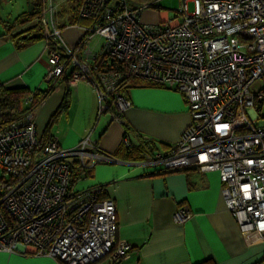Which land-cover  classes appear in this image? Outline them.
<instances>
[{
	"label": "built area",
	"instance_id": "2783aa9c",
	"mask_svg": "<svg viewBox=\"0 0 264 264\" xmlns=\"http://www.w3.org/2000/svg\"><path fill=\"white\" fill-rule=\"evenodd\" d=\"M159 1L80 0L76 17L89 24L79 53L61 36L57 3L40 0L45 89L68 68V85L86 81L99 113L112 107L120 114L130 107L120 90L130 79L181 93L190 125L167 152L149 154L147 166L217 172L243 235L254 232L264 242V125L256 124L264 101V0H180L176 17L144 23L142 14ZM94 35L104 39L98 52L89 48ZM110 119L122 122L113 113ZM89 147V136L68 151L53 137L42 142L32 111L0 130V252L61 264L129 257L131 245L116 238L113 201L100 199L99 189L70 187L68 162H83ZM190 216L178 210L174 220L182 224Z\"/></svg>",
	"mask_w": 264,
	"mask_h": 264
},
{
	"label": "crops",
	"instance_id": "0c3cea01",
	"mask_svg": "<svg viewBox=\"0 0 264 264\" xmlns=\"http://www.w3.org/2000/svg\"><path fill=\"white\" fill-rule=\"evenodd\" d=\"M65 1L54 0L61 5L55 18L65 43L76 49L83 36L80 26H87L89 20L76 17L80 0H74L72 11L62 7ZM142 17H147L144 23L158 22L153 11L144 12ZM12 21L0 18V87L44 90L48 57L45 42L37 39L19 47L23 43L17 42L14 35L28 25L8 30L7 24ZM67 88L69 108L53 124L49 135L67 151L76 149L89 136L92 147L87 148L83 162L92 167L91 176L78 181L74 190L99 189L103 199L113 201L116 238L131 245L129 257L116 264H264V242L257 233L243 235L225 205L217 172H154L146 164L149 154L142 161L113 156L122 144L127 145L124 139L131 146L152 141L153 152H167L175 145L191 122L181 93L132 79L121 89L130 107L122 113L120 122L111 120L106 111L99 113L97 95L86 81L69 86L59 80L40 106L32 110L42 142ZM178 210H189L191 214L182 224L174 220ZM0 264L61 263L33 253L0 252ZM93 264L109 263L100 259Z\"/></svg>",
	"mask_w": 264,
	"mask_h": 264
},
{
	"label": "trees",
	"instance_id": "16d2710c",
	"mask_svg": "<svg viewBox=\"0 0 264 264\" xmlns=\"http://www.w3.org/2000/svg\"><path fill=\"white\" fill-rule=\"evenodd\" d=\"M40 14V0H36L33 5L31 11L27 13L20 14L17 18H15L11 24H7V29L12 30L15 27H20L23 25H28L24 30L15 34V40L17 42H22L23 46L37 39H43L42 29L38 23L34 25H29V23L33 22L35 19H38ZM77 50L81 51L82 45L79 43L77 45ZM68 68L63 73L60 80L64 81L66 84L69 79ZM132 79L126 81L122 84L121 89L126 87V85ZM55 86V85H54ZM54 86L48 87L44 90H37L30 92L26 89H15V90H7L3 87H0V130L10 123L19 120L22 118L27 112H30L37 107L47 98V96L52 92ZM154 86V85H153ZM120 89V90H121ZM31 96L30 101L26 102V99ZM70 105V91L67 88L65 91L63 100L54 114L51 116L47 127L45 129V135L43 142H46L51 138L49 135L50 129L56 120L65 113ZM108 113H113L116 118L122 119V114L116 113L112 107L107 109ZM125 125V123H124ZM126 134V132H125ZM154 145L152 141L144 140L139 146H131L129 143L127 145H121L119 149L113 154L115 157H120L124 159H131L135 161H142L145 158L146 154H151L154 151ZM122 156V157H121ZM69 170H70V187L74 188L78 181L87 179L91 176L92 167H88L78 159H72L68 162ZM101 192V190H100ZM98 194L100 199L101 194Z\"/></svg>",
	"mask_w": 264,
	"mask_h": 264
},
{
	"label": "rangeland",
	"instance_id": "374dc122",
	"mask_svg": "<svg viewBox=\"0 0 264 264\" xmlns=\"http://www.w3.org/2000/svg\"><path fill=\"white\" fill-rule=\"evenodd\" d=\"M36 0H0V18L5 21H12L17 18L20 14L27 13L31 11ZM57 2V0H55ZM61 5H58V9ZM180 6V0H160L158 2V8L153 12H156L159 19L169 18L172 19L176 17V10ZM66 11H72L74 8V0H67L62 5ZM152 11V10H150ZM65 20V19H64ZM141 20H147V17H141ZM34 22L29 23V25H34ZM82 29L85 26H80ZM90 44L89 48L92 51L98 52L101 46L104 44V39L99 35H94L89 38ZM258 108L261 109V119L256 121L257 125H264V101L262 104H257ZM1 174V173H0Z\"/></svg>",
	"mask_w": 264,
	"mask_h": 264
}]
</instances>
